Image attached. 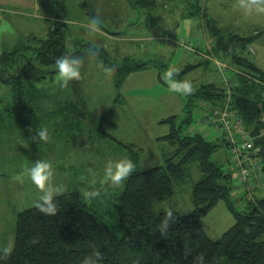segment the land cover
<instances>
[{
    "label": "rangeland",
    "instance_id": "1",
    "mask_svg": "<svg viewBox=\"0 0 264 264\" xmlns=\"http://www.w3.org/2000/svg\"><path fill=\"white\" fill-rule=\"evenodd\" d=\"M257 5L264 7V0L254 3L201 0V7L205 6L206 14L220 27L252 37L246 56L264 73V11H259ZM146 12L150 15L146 16ZM184 12L183 4L177 0H157L155 9L140 12L127 0H0V53L27 43L28 38L47 37L52 25L58 23L63 25L69 52L82 53L87 46L103 49V57L109 62L107 67L103 57L92 58L80 73L82 94L90 116V122L84 124L80 133L64 132V140L49 133L47 139H41L36 136V125L21 122L19 127L18 116L13 111L11 117L6 113L0 116V252L13 248L17 214L43 202L45 189L32 181L29 172L37 161H47L51 166L46 184L50 198L77 191L90 202L93 197L88 193L98 191L102 196L104 192L105 188H94L96 185H108L114 189L110 191L120 192L125 179L113 184L104 182L103 178L110 162L129 159L125 145L138 152L141 170L164 165L174 154L176 146L161 139L170 132V125L160 121L177 116L176 123H179L183 117L190 99L183 87L185 83H190V92H195L202 84L214 81L223 85L230 80L237 84L235 78L239 74L250 80L253 78L247 73L258 75L247 68L235 67L230 57L217 54L215 39L205 34L203 19L180 20ZM138 61L144 63L142 67L124 76L118 84L117 68ZM186 66L191 69L183 77L172 76ZM44 83L54 90H65L66 83L59 79L58 72ZM261 88L264 98V87L260 85L258 91ZM229 94L233 97V90ZM10 102V84L0 80V110L11 107ZM189 107L192 110L189 131L201 132L206 138L216 140L218 131L210 121L214 107L208 109L205 101L194 97ZM105 113L109 114L104 116ZM203 117L204 124L200 122ZM31 136H35V144ZM7 138L9 147L5 143ZM18 140L24 144L22 158L18 156L22 148L11 145ZM210 160L228 171L222 146L212 153ZM233 165L230 168L235 190L239 184ZM200 179L197 162L189 163L186 177L175 186V194L155 204L154 210L189 213L193 206L192 187ZM237 189V196L250 198ZM102 208L110 211L111 204H104ZM112 224L115 227V222ZM233 224L234 217L223 200L201 218L202 229L211 239L219 238ZM114 230L120 237L121 230Z\"/></svg>",
    "mask_w": 264,
    "mask_h": 264
},
{
    "label": "trees",
    "instance_id": "2",
    "mask_svg": "<svg viewBox=\"0 0 264 264\" xmlns=\"http://www.w3.org/2000/svg\"><path fill=\"white\" fill-rule=\"evenodd\" d=\"M127 1L139 12L157 6V0ZM177 1L185 10L180 20L203 19L205 34L215 39L217 54L230 57L235 67L258 74L247 73L253 80L239 74L235 78L237 84L229 80L228 87L233 90L231 108L240 115L251 135H260L264 132V98L263 89L258 88L264 87V73L246 56L252 37L220 27L206 14L205 6L201 7V0ZM63 31V25L53 24L47 37L28 38L27 43L0 53V80L10 84L12 103L11 107H3L4 113L11 117L13 111L23 125L47 129V136L51 133L59 140L65 139L64 132H82L90 116L80 76L64 84L65 90H54L44 83L58 72L56 59L78 58L81 73L88 60L105 54L103 49L90 46L82 53L69 52ZM102 60L108 67V60L104 57ZM143 64L138 61L117 68L118 84ZM189 68L186 66L172 76L179 79ZM224 85L214 81L202 84L195 92L187 91L190 99L179 123L177 116L160 121L170 125V132L161 139L176 146L164 165L139 169L138 152L125 145L135 168L125 178L122 191L112 192L114 189L108 185H96L94 188H105L104 192L102 196H93L90 202L77 191H67L50 198L55 206L53 212L41 207L44 201L19 212L13 248L0 252V264H264V181L263 187L253 192L252 200L237 196L223 139L210 140L201 132L189 131L192 97L205 101L208 109L221 107L227 98ZM200 122L204 124L206 119L203 117ZM254 143L260 148L264 178V136ZM219 146L226 151L228 171L210 160ZM194 161L201 179L192 187V210L186 214L172 211L169 227L162 230L168 211H155L154 205L175 194L176 184L186 177L188 164ZM220 200L232 213L234 224L219 238L211 239L202 229L201 218ZM104 204H111L110 211L102 208ZM114 228L121 230L120 237Z\"/></svg>",
    "mask_w": 264,
    "mask_h": 264
},
{
    "label": "built area",
    "instance_id": "3",
    "mask_svg": "<svg viewBox=\"0 0 264 264\" xmlns=\"http://www.w3.org/2000/svg\"><path fill=\"white\" fill-rule=\"evenodd\" d=\"M186 49L190 50L189 47ZM227 98L224 105L215 107L211 115V124L218 131L216 139L222 138L226 144L227 152L230 158V166L237 170L236 182L239 184L237 190H241L245 195L246 193L252 200V190L261 189L263 187V173L262 163L259 158L260 148L255 146V140L264 136V132L260 135L253 136L245 126L242 118L235 109H232V97L229 94L230 88L229 81L227 80ZM214 121H218L216 123ZM231 171V168H230Z\"/></svg>",
    "mask_w": 264,
    "mask_h": 264
},
{
    "label": "clouds",
    "instance_id": "4",
    "mask_svg": "<svg viewBox=\"0 0 264 264\" xmlns=\"http://www.w3.org/2000/svg\"><path fill=\"white\" fill-rule=\"evenodd\" d=\"M259 11H264V7L257 5ZM95 23V22H93ZM56 68L58 70V77L63 83H67L72 78H79L80 61L78 58H69L68 56L58 57L55 61ZM171 71L168 75L171 76ZM185 91H192L190 83L184 84ZM41 139H47V129H40L38 133ZM135 168V164L131 159L124 158L116 162H110L105 168L104 182H111L113 184H120ZM51 166L47 161H37L30 169V175L32 181L42 189H45L42 194V200L44 203L41 207L47 212H53L55 206L50 200V194L46 189V184L50 176ZM90 197L99 195L98 191L88 193ZM167 218L162 230H166L169 227V221L173 218V212L171 209L167 212Z\"/></svg>",
    "mask_w": 264,
    "mask_h": 264
},
{
    "label": "crops",
    "instance_id": "5",
    "mask_svg": "<svg viewBox=\"0 0 264 264\" xmlns=\"http://www.w3.org/2000/svg\"><path fill=\"white\" fill-rule=\"evenodd\" d=\"M255 2H256V1H255ZM250 3H254V2H250ZM235 23H238V22H235ZM238 25H239V23H238ZM242 29H244V28H242ZM259 34H260V33H259ZM243 35H244V34H243ZM245 36H247V35H245ZM253 63L257 66V64H256L255 62H253ZM257 67H258V66H257ZM258 68L261 69L260 67H258ZM0 111H1L0 116H1V115L4 116V115H5L4 110L1 109ZM5 112H6V111H5ZM2 116H1V117H2ZM165 119H166V118H165ZM17 120H19L18 123H19V127H20V126H21V122H23V120H22L20 117H17ZM40 129H41V127H36V129H35V130H36L35 133L37 132V133H36L37 138L39 137L38 133H39V130H40ZM32 137H33V139L35 138V136H31V137H29V138H32ZM19 138H20V137H19ZM23 138H24V135L22 136V141H23ZM54 138H56V137H54ZM37 141H38V139H37ZM37 141H36V144H38ZM33 142H34V144H35V139L33 140ZM5 143H6V145L9 147V145H10V140L7 138V140H6ZM13 144H15V146H13ZM11 145H12V147H17V148L21 147V148H22V150H21L22 153H21L20 148H19V152H20V153H19V155H18L19 158H22V155H23L24 152H25V151H23V150H24V144H23V143L21 144V143L19 142V140H18L17 143H14V142H13ZM33 149H34V146H33ZM34 150H35V149H34ZM6 153H7V152H6ZM18 161H19V160H18Z\"/></svg>",
    "mask_w": 264,
    "mask_h": 264
}]
</instances>
